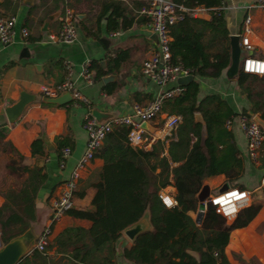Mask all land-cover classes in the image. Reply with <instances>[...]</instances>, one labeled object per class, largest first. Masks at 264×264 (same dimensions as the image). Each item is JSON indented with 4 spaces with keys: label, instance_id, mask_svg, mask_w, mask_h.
<instances>
[{
    "label": "trees",
    "instance_id": "1",
    "mask_svg": "<svg viewBox=\"0 0 264 264\" xmlns=\"http://www.w3.org/2000/svg\"><path fill=\"white\" fill-rule=\"evenodd\" d=\"M171 1L185 7L203 5L209 8V18L183 15L169 26L170 61L189 69L192 76L216 78L227 67L230 50L219 9L221 0ZM99 4L100 17L109 10L105 16L108 31L123 30L131 25L118 1L102 0ZM123 55V51H117L107 57L111 64L109 71ZM255 82L264 83V74H248L238 67L235 83L249 101V111L257 113L264 121L263 90L254 87ZM181 87L179 95L164 100L181 118L175 140L168 141L166 153L163 154L164 143L160 140L151 150L144 151L126 142L124 127L111 129L95 153L102 161L97 174L102 192L99 213L90 216L87 228H64L43 251L31 249L16 264H25L29 259L37 264H114L115 241L121 231L139 220L145 211L151 229L137 232L132 245L122 251V256L131 264H229L223 253L229 232L245 226L255 216L260 203L250 202L239 208L228 223L208 202L198 225L188 215L189 211L197 210V194L207 177L221 174L230 187L241 189L234 181L240 177L242 162L231 131L224 127V121L235 115L231 108L217 94L197 99L198 85L193 80ZM70 104L58 106L68 109ZM194 113H199L200 121L194 119ZM4 136L5 130L0 128V145L3 143L14 152L8 142L2 141ZM54 142L59 159V149L69 147L68 138L55 137ZM43 154L44 144L38 135L30 143V156ZM17 158V165V160L11 159L5 169L21 175V182L4 191L0 188V244L23 234L35 221V195L45 180L43 166H27L22 162V155L17 154ZM168 185L174 188L172 196L177 201L171 209L163 206L157 197L158 190ZM50 249L53 255H48ZM189 251L196 252L197 258Z\"/></svg>",
    "mask_w": 264,
    "mask_h": 264
},
{
    "label": "crops",
    "instance_id": "2",
    "mask_svg": "<svg viewBox=\"0 0 264 264\" xmlns=\"http://www.w3.org/2000/svg\"><path fill=\"white\" fill-rule=\"evenodd\" d=\"M99 1L102 0H41V3L40 0H0V15L14 17L11 42L6 45L0 43V128L5 130L2 141L8 142L14 152L9 151L2 143L0 153L3 155L2 160H17L15 165L18 164L17 154H20L23 156V164L43 166L45 172V180L35 195L36 219L29 227L32 236L29 246L33 245L36 236L46 224L50 205L58 194L59 185L67 178L82 152L86 139L81 126L83 115L94 109L104 116L102 119L104 121L116 115L129 113L132 103L144 104L151 100L157 91L156 86L140 74L141 63L155 45L151 37L152 33L146 29L145 17L141 13L142 8L146 6V0H116L126 10L127 19L131 20L129 27L116 31H108L105 28V16L109 10L100 17ZM253 4L254 0H221L219 9L222 11L228 35L239 36L242 33L244 16L250 15L248 38L254 48L252 53L258 54L264 47V9ZM65 6L70 7L76 16V39L70 44L46 41V35L58 28L59 16ZM198 18L207 20L209 12H201ZM45 21L47 25L43 30ZM21 28L27 30L24 37L20 34ZM112 32L117 33L112 35ZM101 38L103 42L100 41ZM117 51H123V58L109 71L108 67L111 64L107 61V57ZM243 54L240 49V58ZM64 60L71 62V79L81 95L89 100L88 106L73 104L71 100L68 109L54 104L47 106L40 103L38 99L40 86L63 79ZM86 62L90 67L89 81L80 72L83 63ZM224 71L225 69L216 78L192 77L198 85L197 99L205 95L217 94L235 114L227 118L231 119L228 130L231 131L238 149V157L242 162L240 177L234 181V184L248 192L246 205L250 202H259L260 207L245 226L229 232L223 253L229 264H264V189L259 188V178L264 172V144L259 150L257 162L253 163L245 155V138L236 126L237 114L242 110L250 112V103L240 93L235 78L228 79ZM103 78L108 79L103 81ZM182 84V80L174 79L167 84V88ZM21 92L33 95L36 99L27 103L17 119L9 123L4 109L15 103ZM163 101L159 116L145 125V129L150 131L156 140L164 138L161 130L162 117L165 114L179 115ZM254 114L258 118L257 113ZM194 119L201 120L199 113H194ZM259 124L264 131V121L259 119ZM38 135L44 144V154L41 157H31L30 143ZM55 137H67L69 142V155L61 167L55 150ZM44 142L49 143L53 148L46 150ZM167 144L168 140L163 144V154L166 153ZM37 160H42L43 164L37 165ZM101 166V159L94 157L80 171L78 183L73 190L71 209L59 220L49 224L52 230L50 240L66 227L87 228L91 222L90 218L99 213L102 208V192L97 174ZM3 176L5 185L2 191L7 187L16 186L12 184L13 174ZM22 178L20 175L21 180ZM169 181L172 183L171 179ZM225 184L230 187L229 182L221 174L203 180L208 195H212V190L220 192L221 186ZM168 191L171 195L175 192L171 185ZM1 201L2 197H0ZM195 212H188L193 220ZM228 221L230 222L231 219H226V223ZM135 225L139 226V232L151 229L147 211L139 220L121 231L115 241L114 264H131L122 256V251L132 245L138 231L131 238L124 234V231ZM189 253L197 258L196 252L189 251ZM48 255H53L52 249L48 251ZM25 264H37V262L29 259Z\"/></svg>",
    "mask_w": 264,
    "mask_h": 264
},
{
    "label": "built area",
    "instance_id": "3",
    "mask_svg": "<svg viewBox=\"0 0 264 264\" xmlns=\"http://www.w3.org/2000/svg\"><path fill=\"white\" fill-rule=\"evenodd\" d=\"M257 7L264 9V0H254ZM209 8L203 5H193L185 7L181 4L172 2L171 0H146V6L142 8L141 13L145 17L146 29L155 35L156 42L153 50L148 57L141 63L140 74L150 80L157 88L156 93L151 100L144 104L132 103L130 112L113 116L104 121H97L89 112L83 115L81 126L85 132L86 139L81 154L73 164L69 174L65 180L59 185V191L50 205L47 222L43 225L40 232L36 236L31 249L43 251L45 246L50 242L51 227L50 223L59 220L69 209L73 203V190L75 189L80 171L85 165L95 157V153L100 148L103 138L112 128L124 127L126 129V142L131 147H136L144 151L151 150V147L157 141L150 131L141 126L143 123L152 121L161 113V104L164 99L179 95L183 88L181 86H172L167 88V84L180 76H186L189 69L183 67L179 63L170 61L169 42V26L175 21L182 18L183 15L190 17H198L201 12L208 11ZM250 23V15L244 16L242 24V33L238 36V44L241 51L244 52L240 58L239 66L241 70L248 74L257 76L263 75L256 71L255 65H249L250 61H264V47L258 54H253V46L251 45L248 32ZM13 16L0 15V43L6 45L11 42L13 35ZM76 16L74 11L68 7H63L59 16L58 28L46 35L45 40L54 43L70 44L76 39ZM117 32H112L115 35ZM20 34L24 37L27 34L25 28L20 29ZM88 63H83L80 70L83 77L89 81ZM64 77L56 83H45L39 88L40 96L55 97L66 91L69 93L70 100L73 104H83L88 106L89 100L85 98L74 85L72 76V64L69 60L63 61ZM180 116L177 114H165L161 119V130L163 132V143L175 139V130L180 123ZM231 119L224 121V127L229 129ZM236 126L242 132L245 138L246 147L245 155L256 163L259 150L264 142V131L262 130L257 117L251 112H239L236 116ZM69 147H63L60 150L58 159L59 166L64 164V160L69 155ZM162 153V152H161ZM259 188L264 189V172L259 178ZM246 194V195H245ZM172 196L168 190L161 188L157 192V197L163 206V197ZM214 206L217 213L225 219H232L237 212H231V208L235 206L237 209L248 203V192L238 188L227 187L213 195H207L204 200Z\"/></svg>",
    "mask_w": 264,
    "mask_h": 264
},
{
    "label": "water",
    "instance_id": "4",
    "mask_svg": "<svg viewBox=\"0 0 264 264\" xmlns=\"http://www.w3.org/2000/svg\"><path fill=\"white\" fill-rule=\"evenodd\" d=\"M47 21L43 23V30L46 29ZM154 42H156V37L154 34L151 35ZM100 41L103 42V38L100 39ZM228 42H229V62L227 67L225 68L224 74L228 79L235 78L236 72L239 67L240 62V47L238 44V36L235 35H228ZM192 75L188 74L186 76L178 77V80H182L183 84L185 85L187 82L192 80ZM108 78H103V81H106ZM185 82V83H184ZM36 97L30 94H27L26 92H21L19 94L18 100L13 103L10 106H7L4 109V114L6 117V120L9 123L14 122L17 117L20 115L21 111L23 110L24 106L31 102L32 100H35ZM38 99L40 101L48 103V104H54V105H62L64 103H67L70 101L69 93L64 91L60 94H58L55 97H45V96H39ZM89 114L94 117L97 121H103L102 119L104 116L100 113H98L96 110L91 109L89 111ZM258 122L259 119L257 118ZM147 123H142L141 126L145 128V125ZM46 145V150H51L53 147L47 143L44 142ZM37 165H42V160L36 161ZM228 186L225 184L221 186L220 191L225 190ZM208 195V190L206 186L201 187L197 194V198L199 201L197 210L195 212L194 222L198 225L201 222L203 211L205 208L204 200L206 196ZM139 230V226L135 225L127 230L124 231V234H126L129 238H131L137 231ZM139 232V231H138ZM31 233L28 230H26L23 234L18 235L14 238H11L4 244H0V264H16L20 258L25 255L28 251H30L31 246H29V242L31 240Z\"/></svg>",
    "mask_w": 264,
    "mask_h": 264
},
{
    "label": "rangeland",
    "instance_id": "5",
    "mask_svg": "<svg viewBox=\"0 0 264 264\" xmlns=\"http://www.w3.org/2000/svg\"><path fill=\"white\" fill-rule=\"evenodd\" d=\"M254 84V87H256V88H260V89H262L263 90V92H264V83H262V82H255V83H253ZM262 98L264 99V94H262ZM262 107H264V106H262ZM262 128V127H261ZM2 153H0V188L2 189L3 187H4V185H5V180H4V174H12V173H9L6 169H5V165H6V163L9 161V160H2ZM15 160V159H14ZM13 175L14 176H12L13 177V182H12V184L15 186V185H17L19 182H20V177L19 176H17V175H15L14 173H13ZM169 186L170 185H168V186H166V187H164V190H168L169 189ZM211 193H212V195L213 194H216V193H218L217 191H215V190H212L211 191ZM229 222V221H228ZM2 245V244H1Z\"/></svg>",
    "mask_w": 264,
    "mask_h": 264
},
{
    "label": "clouds",
    "instance_id": "6",
    "mask_svg": "<svg viewBox=\"0 0 264 264\" xmlns=\"http://www.w3.org/2000/svg\"><path fill=\"white\" fill-rule=\"evenodd\" d=\"M249 65H255L256 66V71H258L259 73H264V61H250ZM246 195V194H245ZM163 204L165 205V207L171 209L172 207H174L177 203V201L175 200L174 196H165L162 199ZM238 209L233 206L231 208V212H236Z\"/></svg>",
    "mask_w": 264,
    "mask_h": 264
}]
</instances>
